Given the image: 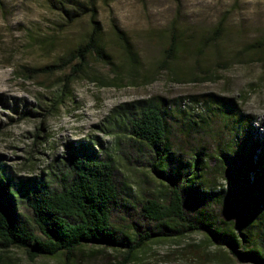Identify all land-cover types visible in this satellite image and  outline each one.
Masks as SVG:
<instances>
[{
	"label": "rangeland",
	"instance_id": "374dc122",
	"mask_svg": "<svg viewBox=\"0 0 264 264\" xmlns=\"http://www.w3.org/2000/svg\"><path fill=\"white\" fill-rule=\"evenodd\" d=\"M97 9L114 61H121L117 29L138 53L134 80L128 67L94 55L79 72L74 62L59 66L91 31L88 15L69 21L49 0H0V99L8 103L0 100V159L12 173L55 180L67 144L93 140L101 154L115 158L118 180L134 193H159L162 185L147 160L114 123L125 103L139 99L162 102L176 117L169 118L176 144L183 150L204 145L212 163L236 138L217 100L234 104L264 130V0H99ZM174 38L179 48L164 62ZM242 134L240 127L239 139ZM228 179L216 174L224 187ZM230 201L213 205L219 218L234 217ZM120 210L112 218L121 227L141 220L139 208ZM204 239L194 232L152 242L127 264H244ZM123 263L125 252L100 246L35 259L16 247L0 251V264Z\"/></svg>",
	"mask_w": 264,
	"mask_h": 264
},
{
	"label": "trees",
	"instance_id": "16d2710c",
	"mask_svg": "<svg viewBox=\"0 0 264 264\" xmlns=\"http://www.w3.org/2000/svg\"><path fill=\"white\" fill-rule=\"evenodd\" d=\"M49 1L69 21L88 15L92 27L61 68L74 62V72L82 71L84 62L94 55L118 68L128 67L134 80L138 53L129 37L117 29L121 61H114L98 20L99 0ZM178 48L174 38L162 61L169 62ZM222 100L217 102L223 105L224 118L232 120L231 134L236 138L220 150L215 163L204 145L183 150L176 144L175 123L169 121L176 117L162 102L139 99L118 110L114 123L125 129L147 160L162 185L157 194L143 197L128 182L118 180L115 158L108 152L101 154L93 140L67 144L68 154L54 173L55 180L19 177L0 159V251L16 247L35 259L71 256L82 247L100 246L125 252L123 264H127L152 242L199 232L207 245L227 251L241 263L264 264V130ZM217 173L229 178L227 187L216 182ZM225 198L235 207L229 220L219 218L212 209ZM122 207L120 211L126 213L128 207L139 208L141 220L121 227L112 216Z\"/></svg>",
	"mask_w": 264,
	"mask_h": 264
}]
</instances>
